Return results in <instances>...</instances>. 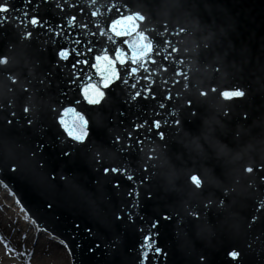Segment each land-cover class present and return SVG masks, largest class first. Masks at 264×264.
I'll return each mask as SVG.
<instances>
[{
  "label": "water",
  "instance_id": "1",
  "mask_svg": "<svg viewBox=\"0 0 264 264\" xmlns=\"http://www.w3.org/2000/svg\"><path fill=\"white\" fill-rule=\"evenodd\" d=\"M7 2L0 183L70 264H141L150 232L162 251L146 264H264V0ZM122 13L151 58L129 55L99 105L77 104L84 85L99 86L94 55L126 39L107 30ZM61 48L85 55L62 60ZM80 115L83 143L64 131Z\"/></svg>",
  "mask_w": 264,
  "mask_h": 264
},
{
  "label": "snow or ice",
  "instance_id": "2",
  "mask_svg": "<svg viewBox=\"0 0 264 264\" xmlns=\"http://www.w3.org/2000/svg\"><path fill=\"white\" fill-rule=\"evenodd\" d=\"M119 11V9H117ZM10 11V8L8 6L7 0H3V3H0V22L7 21L8 17L3 14H7ZM25 17L28 16V13H24ZM97 13L94 11L92 13V16L95 17ZM18 20L19 17H16ZM142 19V17H141ZM75 20V17L70 18L69 24L67 25L69 28L72 27V22ZM33 27L37 26H43L44 24H47V21H44L43 24H41L40 20L36 16H32L31 19L28 21ZM59 27V26H58ZM110 33H112L113 36H115L117 39L123 37H126V39H123L121 41V45L117 46L111 53L108 49L103 50V54H95L93 59L94 63H92V67L96 69L97 74L99 76V86L96 84H93L91 82L87 83L80 89V96L82 97V100H77L76 103H84L89 106H95L99 105L102 100L104 99L106 93L102 89H108L111 84L115 82V80L119 79V72L116 69V65L120 64L121 66L127 64L128 56H131V63L133 65H136L138 62L143 61L145 58H151L152 55V46L151 44L145 45L141 43V40H143V37L137 38L135 37V31L136 27L134 25L133 18L131 16L126 17L123 13L118 16L115 20L111 22V24L108 26L107 29ZM31 35L30 32L25 33V38H28ZM71 35V33H70ZM74 43L76 45H80L81 41L75 40ZM89 52L92 51V49H88ZM76 55L77 57L84 56L85 53L79 51V48H61L57 52V56L59 59L67 60L70 55ZM158 54V53H157ZM6 58H0V63H5ZM154 62V61H153ZM77 64H88L89 61L78 59L76 61ZM75 67V65H73ZM132 73L137 72L136 67H132L130 69ZM179 74V73H178ZM127 83V81H125ZM135 87V85H133ZM214 90V89H213ZM140 93L137 92L133 99H136L137 96H139ZM201 95H206V93H201ZM244 93L242 91H236V92H223L221 93L222 98L224 99H231L234 97H240L243 96ZM170 98V97H169ZM189 107H191V101L188 102ZM161 107H164L163 104H161ZM25 112H28V109H24ZM66 111H73V109H66ZM61 125H64V120L61 119L58 121ZM11 123V122H10ZM87 124L88 122L85 120L83 115L78 116L77 123L74 125L73 128L64 127V131L67 133V135L76 142L83 143L84 140L88 137L89 132L87 130ZM153 126L156 129H159L160 122L159 121H153ZM139 127V126H137ZM159 138L162 140L164 138L162 133H158ZM67 155V153H65ZM146 170V169H145ZM111 171L115 173L117 171L116 168H112ZM109 172L108 168L104 169V173L107 174ZM129 180L132 179V176L129 175L127 177ZM193 180H196V177H192ZM122 217H117V219H121ZM162 219L164 220H170L171 217L167 214H164L162 216ZM159 224V221L154 220L151 227L155 229ZM158 233H148L143 237L142 243L139 245L141 249V256H140V262L141 264H146V261L150 255V253L153 252L156 255L161 254V249L159 247H156V240L154 239L155 236H157ZM99 245H97L98 247ZM228 257L231 260H237L239 258V253L236 250H232L228 253Z\"/></svg>",
  "mask_w": 264,
  "mask_h": 264
},
{
  "label": "rangeland",
  "instance_id": "3",
  "mask_svg": "<svg viewBox=\"0 0 264 264\" xmlns=\"http://www.w3.org/2000/svg\"><path fill=\"white\" fill-rule=\"evenodd\" d=\"M2 205L0 200V210L5 214ZM15 228L17 231L14 234L19 235L24 241L21 248L16 244L18 241L15 238H10L13 228L5 227L3 220L0 218V250L3 256H11L13 264H70L69 257L63 256L52 236L45 233L44 230L36 229L34 233H26L21 232L19 225H16ZM35 243L37 256L33 253ZM17 252L20 255L15 257Z\"/></svg>",
  "mask_w": 264,
  "mask_h": 264
},
{
  "label": "bare ground",
  "instance_id": "4",
  "mask_svg": "<svg viewBox=\"0 0 264 264\" xmlns=\"http://www.w3.org/2000/svg\"><path fill=\"white\" fill-rule=\"evenodd\" d=\"M0 200L2 202V207L4 209L5 214L3 211L0 210V218L3 220V224L7 228H13L12 235L10 238H15L18 242L16 244L21 248L24 244V241L21 239V237L17 234H14L17 229L15 228L16 225L20 226L21 232L30 233L36 230V226L34 222L27 216L25 212L21 211L20 206H16V200L14 196L8 195L4 188L2 187L0 183ZM17 221V222H16ZM6 222V223H4ZM4 238V236L2 235ZM36 242V241H35ZM33 253L37 256V246L36 243L33 246ZM20 253L17 252L15 254V257L19 256ZM22 255V253H21ZM35 256V257H36ZM0 264H13L11 256H3L0 250Z\"/></svg>",
  "mask_w": 264,
  "mask_h": 264
}]
</instances>
